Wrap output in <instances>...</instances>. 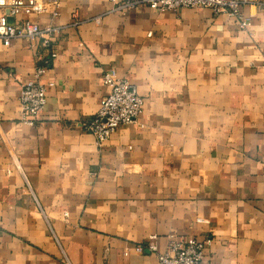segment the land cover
I'll return each instance as SVG.
<instances>
[{
	"label": "crops",
	"instance_id": "crops-1",
	"mask_svg": "<svg viewBox=\"0 0 264 264\" xmlns=\"http://www.w3.org/2000/svg\"><path fill=\"white\" fill-rule=\"evenodd\" d=\"M241 10L246 27L209 7L62 0L52 47L0 40V264H160L136 247L175 234L212 238L204 264H264V0ZM47 58L28 124L23 84ZM110 68L145 104L100 145L80 123Z\"/></svg>",
	"mask_w": 264,
	"mask_h": 264
},
{
	"label": "built area",
	"instance_id": "built-area-1",
	"mask_svg": "<svg viewBox=\"0 0 264 264\" xmlns=\"http://www.w3.org/2000/svg\"><path fill=\"white\" fill-rule=\"evenodd\" d=\"M114 10L127 11L137 5H148L158 11L178 10L185 7H209L216 14L228 13L240 18L241 26L246 27L249 19L242 14L241 7L247 0H111ZM62 0H0V40L9 45L14 38L41 37L44 47H52L55 37L61 32L62 26L55 24L60 16ZM9 9V12L7 10ZM24 15H48L50 22L41 24L29 17L11 23L9 17ZM100 21V17H96ZM52 57H57L52 50ZM50 59L37 65L35 74L23 84L20 95L21 118L28 124H35L47 104L48 87L52 83L42 81ZM103 81L110 88L95 115L80 126L97 137L101 145L111 138L120 125L135 122L139 119L145 99L135 83L121 77L115 68L103 72ZM212 238L199 239L184 234L170 235L166 250L160 251L157 245H138L136 250L143 252L145 248L157 252L160 264H204L206 248ZM129 254V251H125Z\"/></svg>",
	"mask_w": 264,
	"mask_h": 264
},
{
	"label": "water",
	"instance_id": "water-1",
	"mask_svg": "<svg viewBox=\"0 0 264 264\" xmlns=\"http://www.w3.org/2000/svg\"><path fill=\"white\" fill-rule=\"evenodd\" d=\"M7 12H9V9L7 10ZM9 21L11 22V23H14L15 21H14V17H9Z\"/></svg>",
	"mask_w": 264,
	"mask_h": 264
}]
</instances>
